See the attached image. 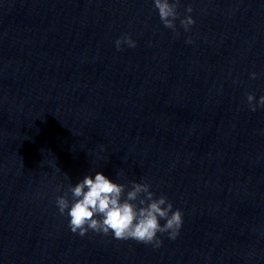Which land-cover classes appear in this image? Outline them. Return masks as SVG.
<instances>
[{"label":"clouds","instance_id":"obj_1","mask_svg":"<svg viewBox=\"0 0 264 264\" xmlns=\"http://www.w3.org/2000/svg\"><path fill=\"white\" fill-rule=\"evenodd\" d=\"M181 0H153L155 9L164 27L173 30L176 35V21L179 20L185 31L195 24L191 15L181 18L178 13ZM186 13H192L188 6ZM187 43L193 41L188 39ZM117 51L122 45L135 48L137 42L130 34H124L115 40ZM251 79L257 74L252 72ZM249 110L255 112L264 108V95L256 100L255 93L246 96ZM67 177V175L65 174ZM148 182H131V186L113 182L102 172L85 175L74 186L69 184L62 195H57L55 204L60 215L69 217L68 227L72 233L85 236L89 231L108 235L114 234L118 240H135L153 248H160L163 241L160 236L167 234L168 239L175 240L183 225V212L173 210V204L167 196L158 198L150 190ZM60 191V189H58ZM165 223L161 224V221ZM160 234V235H158Z\"/></svg>","mask_w":264,"mask_h":264}]
</instances>
